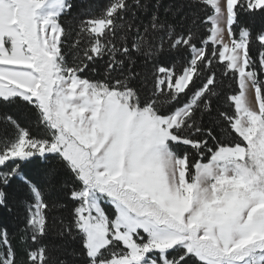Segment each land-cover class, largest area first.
Here are the masks:
<instances>
[{
	"label": "snow or ice",
	"instance_id": "1",
	"mask_svg": "<svg viewBox=\"0 0 264 264\" xmlns=\"http://www.w3.org/2000/svg\"><path fill=\"white\" fill-rule=\"evenodd\" d=\"M0 264H264V0H0Z\"/></svg>",
	"mask_w": 264,
	"mask_h": 264
}]
</instances>
